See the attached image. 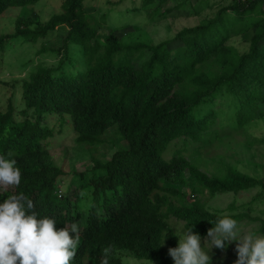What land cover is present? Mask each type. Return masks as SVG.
Returning <instances> with one entry per match:
<instances>
[{
    "label": "trees",
    "instance_id": "16d2710c",
    "mask_svg": "<svg viewBox=\"0 0 264 264\" xmlns=\"http://www.w3.org/2000/svg\"><path fill=\"white\" fill-rule=\"evenodd\" d=\"M40 1L0 0V16ZM83 1L62 0L46 22L19 18L12 33L0 35V67L32 49L54 59L19 81L0 82V153H10L21 173L20 186L0 191V202L23 192L33 202L29 211L51 216L57 228L77 224L71 264H122V254L174 264L168 249L176 236L193 223L204 238L220 215L264 234V209L250 216L252 203H264V179L214 158L209 173L202 158L204 147L264 118V0H182L172 11L200 23L157 44L114 33L99 39L109 15L88 13ZM168 2L140 0L161 16ZM59 31L57 46H46ZM248 33V51L240 53L232 41ZM173 43L182 46L181 58L171 54ZM65 132L90 155L91 168L70 173L55 164L50 140ZM107 142L115 150L101 159ZM257 142L264 145V137ZM251 189L250 202L233 200L225 214L207 207L209 198Z\"/></svg>",
    "mask_w": 264,
    "mask_h": 264
},
{
    "label": "rangeland",
    "instance_id": "374dc122",
    "mask_svg": "<svg viewBox=\"0 0 264 264\" xmlns=\"http://www.w3.org/2000/svg\"><path fill=\"white\" fill-rule=\"evenodd\" d=\"M62 0H41L35 6L24 8L8 9L3 15L0 16V35L12 33L15 26V21L19 18H31L46 22L50 16L59 14L61 12L60 5ZM182 0H170L165 4L166 13L164 16L154 14L151 8L141 6L140 0H84L85 10L96 16L100 17L102 14L107 13L108 23L107 27L103 26L99 29V39H102L107 34L114 33L124 42L128 43H160L162 41L171 40L175 33L183 28L196 25L199 22L197 17L183 16L179 11H172V7ZM200 4H196L199 7ZM216 10V9H215ZM116 11V12H115ZM159 11V10H158ZM188 12V11H187ZM212 13L211 10H209ZM191 14V12H189ZM113 30V31H112ZM62 32L52 34L48 38V46L56 47L60 42ZM250 33L242 37L233 39V45L241 53L248 51ZM41 41H39L35 48H40ZM170 52L175 58H181L183 48L177 43H173L170 47ZM31 54L28 57L20 60H15L10 67H0V82L6 83L11 81H19L24 78L30 70H33L37 65L51 66L54 64V59L48 57L46 54H39L34 57L33 49L29 51ZM32 60L33 63L27 68L18 67V63L27 62ZM5 98L8 97L9 92L2 90ZM5 100L2 101V105ZM226 111V109H224ZM221 118V117H220ZM264 137V118L253 122L243 129L230 133L227 137L216 142L212 146L204 147L202 150V158L205 161V171L211 173L214 171L216 161L211 163V159H219L223 164L235 166L242 173L254 175L264 179V145L259 144L257 140ZM71 134L66 132L59 136L58 139L50 140V154L59 167H63L66 172H78L92 167L90 155L85 149H82L73 144ZM114 144H118L120 138H112ZM111 143H104L101 147L98 156L102 158H109L114 152V146ZM200 160V158H199ZM199 163V161H198ZM70 178L65 176L62 181L61 189L64 191L65 186L68 184ZM11 187V186H10ZM8 188H0L4 191ZM72 190V189H70ZM255 189L244 192L242 195L233 196L232 194H222L209 198L206 202L210 211H221L225 214L227 206L234 200L236 206L240 207L242 203L250 202L255 194ZM206 195L205 198H208ZM251 213V217H261V210L264 209V203L255 201ZM239 235H244L252 232L253 225L241 224L237 226ZM208 239L207 236L201 239V244ZM236 242H229L224 249L213 247L210 253L211 264H234L237 259ZM207 249V244L205 245ZM122 264H153L140 260H135L129 255L122 254Z\"/></svg>",
    "mask_w": 264,
    "mask_h": 264
},
{
    "label": "clouds",
    "instance_id": "9594fccd",
    "mask_svg": "<svg viewBox=\"0 0 264 264\" xmlns=\"http://www.w3.org/2000/svg\"><path fill=\"white\" fill-rule=\"evenodd\" d=\"M20 183L16 159L10 153H0V188L19 187ZM32 208V200L23 192L9 194L0 202V264H71L77 247V224L57 228L54 218L39 216L29 211ZM209 223L212 227L203 244L193 223L176 236V246L168 249L174 264H211L212 248L224 249L229 242H236L234 264H264V234L239 235L237 221L228 215L216 216Z\"/></svg>",
    "mask_w": 264,
    "mask_h": 264
}]
</instances>
